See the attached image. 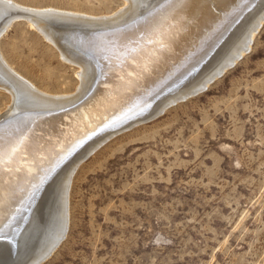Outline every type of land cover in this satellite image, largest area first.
I'll return each mask as SVG.
<instances>
[{"label":"rangeland","instance_id":"1","mask_svg":"<svg viewBox=\"0 0 264 264\" xmlns=\"http://www.w3.org/2000/svg\"><path fill=\"white\" fill-rule=\"evenodd\" d=\"M6 1L92 17L127 5L126 0ZM261 21L248 48L211 81L165 104L160 113L103 129L63 162L70 167L83 152L72 170L64 233L38 264H264ZM0 56L39 92L70 95L79 86L77 67L25 20L1 34ZM12 101L0 88V115ZM150 106L132 117L148 114ZM99 134V142L85 151ZM57 219L54 215L41 234L28 233V243L22 233L39 222L26 220L16 237L4 239L23 246L1 264H26L54 238Z\"/></svg>","mask_w":264,"mask_h":264},{"label":"bare ground","instance_id":"2","mask_svg":"<svg viewBox=\"0 0 264 264\" xmlns=\"http://www.w3.org/2000/svg\"><path fill=\"white\" fill-rule=\"evenodd\" d=\"M126 1L112 15L92 17L0 0V36L12 22L25 20L77 67L80 82L70 95L42 93L0 56V88L13 100L0 115V264L21 248L4 239L17 236L26 220L39 222L22 233L27 243L33 229L41 234L54 215L59 220L54 238L26 264L48 255L61 239L72 170L83 156L66 168L72 153L103 129L153 116L202 87L241 56L264 17V0ZM146 106L148 114L132 117Z\"/></svg>","mask_w":264,"mask_h":264},{"label":"water","instance_id":"3","mask_svg":"<svg viewBox=\"0 0 264 264\" xmlns=\"http://www.w3.org/2000/svg\"><path fill=\"white\" fill-rule=\"evenodd\" d=\"M57 240H59V239H57ZM45 256H47V254ZM45 256L44 257H41V259L45 258ZM41 259L39 261H41ZM39 261H37L35 264H38Z\"/></svg>","mask_w":264,"mask_h":264}]
</instances>
